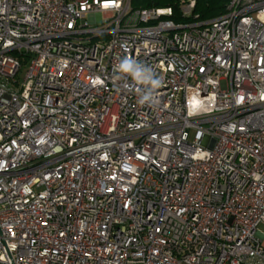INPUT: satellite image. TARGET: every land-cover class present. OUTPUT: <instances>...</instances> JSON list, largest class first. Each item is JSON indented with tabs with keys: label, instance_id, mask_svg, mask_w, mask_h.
<instances>
[{
	"label": "built area",
	"instance_id": "2783aa9c",
	"mask_svg": "<svg viewBox=\"0 0 264 264\" xmlns=\"http://www.w3.org/2000/svg\"><path fill=\"white\" fill-rule=\"evenodd\" d=\"M0 264H264V0H0Z\"/></svg>",
	"mask_w": 264,
	"mask_h": 264
},
{
	"label": "trees",
	"instance_id": "16d2710c",
	"mask_svg": "<svg viewBox=\"0 0 264 264\" xmlns=\"http://www.w3.org/2000/svg\"><path fill=\"white\" fill-rule=\"evenodd\" d=\"M185 1V0H184ZM228 0H193V7L185 16L182 15L180 0H130L133 9L142 8H169L171 19L176 22H206L225 12Z\"/></svg>",
	"mask_w": 264,
	"mask_h": 264
},
{
	"label": "clouds",
	"instance_id": "9594fccd",
	"mask_svg": "<svg viewBox=\"0 0 264 264\" xmlns=\"http://www.w3.org/2000/svg\"><path fill=\"white\" fill-rule=\"evenodd\" d=\"M115 71L117 79L130 77L137 85L142 86L138 101L140 104H155V90L161 86L162 81L154 75L152 68L135 59L124 57L115 66Z\"/></svg>",
	"mask_w": 264,
	"mask_h": 264
},
{
	"label": "rangeland",
	"instance_id": "374dc122",
	"mask_svg": "<svg viewBox=\"0 0 264 264\" xmlns=\"http://www.w3.org/2000/svg\"><path fill=\"white\" fill-rule=\"evenodd\" d=\"M180 1H184V0H180Z\"/></svg>",
	"mask_w": 264,
	"mask_h": 264
}]
</instances>
